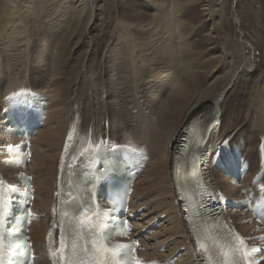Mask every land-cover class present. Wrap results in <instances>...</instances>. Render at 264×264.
I'll return each instance as SVG.
<instances>
[{
	"label": "bare ground",
	"instance_id": "bare-ground-1",
	"mask_svg": "<svg viewBox=\"0 0 264 264\" xmlns=\"http://www.w3.org/2000/svg\"><path fill=\"white\" fill-rule=\"evenodd\" d=\"M237 1L243 4L240 10L234 9L233 0H4L0 3V144L8 125L2 114L5 95L33 88L48 101L47 118L40 133L26 130L28 136L37 135L34 156L28 166L34 178V208L41 215L30 227L38 254L35 264L50 262L44 256V236L56 190V163L75 118L79 119L78 127L85 130L93 127L95 136L104 137L101 124L108 121L110 135L124 139L132 136L146 145L150 159L135 181L133 200L141 197L137 208H151L157 216L164 214L165 226L158 233L142 236L143 254L165 261L183 248L172 264L202 263L184 227L174 191L183 189L182 176L188 167L181 153L187 156L195 151L188 147L185 153L178 151L179 138L184 128L193 127V138L196 125L204 129L217 119L204 149L205 158L211 150L209 143L229 137L226 144L238 150L236 144L246 152L252 171L260 137L264 136V68H261L264 23L258 19L264 12L256 11L252 0ZM260 1L264 6V0ZM224 10L229 11L228 15ZM202 28L206 29L203 33ZM129 60L133 64L121 65ZM141 69L157 74L137 81ZM126 72L124 76L113 77ZM6 75L18 83L13 87L7 84ZM110 78L114 83L107 85ZM118 82L131 83L119 91ZM159 83V92L154 94L149 90V86ZM19 108L26 112L22 104ZM201 156L197 158L196 154L189 166L203 163ZM223 159L218 163L224 164ZM105 165L110 168L113 162L107 160ZM0 166L12 169L2 155ZM178 172L182 183L174 187L173 176ZM209 174L214 189L225 191L229 197L236 192L217 170ZM113 177L115 185H122V177L118 174ZM198 177L201 174L192 173V185ZM207 197L194 199L184 195V207L194 215L193 207H203ZM229 215L233 220L238 217L235 213ZM209 220L204 217L202 225H193L197 241L201 240V232L206 234ZM146 228L147 221L138 219L133 224L134 235ZM240 229L247 232L250 227L242 225ZM206 247L211 256L218 252L210 240ZM77 257L83 259L81 250Z\"/></svg>",
	"mask_w": 264,
	"mask_h": 264
},
{
	"label": "snow or ice",
	"instance_id": "snow-or-ice-1",
	"mask_svg": "<svg viewBox=\"0 0 264 264\" xmlns=\"http://www.w3.org/2000/svg\"><path fill=\"white\" fill-rule=\"evenodd\" d=\"M21 143H24V142H21ZM226 143H227V141H225V144ZM10 147H13V146H10ZM14 147L19 149L21 147V145L17 144ZM207 195L209 197H211L212 194L211 193H207ZM217 199L222 200V199H224V197L220 196ZM109 202H110V204L112 206L109 208L108 212L105 213L104 215L107 217V219H109L111 221H114V220L117 219V216H116L117 207H116V205L114 204L113 201L110 200ZM122 206H123V204L121 202L120 207H122ZM90 211H91V208L87 207L86 205L83 206V210L80 212L79 217L76 218L77 219V227H84L86 222H90L93 219L92 217H90L88 215V213ZM253 211H255V209H253ZM28 215H31V213L29 212ZM95 219H96L97 222H100L102 220V217L96 216ZM61 228L63 229V225H61ZM116 229L118 230V234L126 233L128 231L127 221L120 219V223L116 226ZM236 238L240 239L239 237H236ZM60 240H61V244H63V240H64L63 232L61 234ZM135 243L136 242L133 241L132 244H129V245H118L117 247L118 248H122V249L123 248H130V247H133V245ZM93 244H95V241H93ZM240 244L243 245V241L242 240L240 241ZM217 245H218V247H220L221 254L225 258L224 264H236V260L233 258V255H232L234 253H240V255L243 256V258H244L245 264H264V258H262L261 261H259V262L255 261L254 258L249 255V252L245 251L243 247L234 248L232 250V254H230V251L225 249L222 245H219L218 242H217ZM201 247L203 248V245H201ZM57 251L58 252L62 251V249H58ZM99 251H100V249H97V253H99ZM250 251L252 253H256V252L259 251V249H251ZM52 255H55V253H52ZM0 264H3L2 260H0ZM135 264H141V261L136 259L135 260Z\"/></svg>",
	"mask_w": 264,
	"mask_h": 264
},
{
	"label": "rangeland",
	"instance_id": "rangeland-1",
	"mask_svg": "<svg viewBox=\"0 0 264 264\" xmlns=\"http://www.w3.org/2000/svg\"><path fill=\"white\" fill-rule=\"evenodd\" d=\"M0 3H4V0H0ZM252 5L254 6V9L256 11H262L264 12V6L261 4V1L260 0H252ZM233 7L235 10H240L243 8V4L242 3H239L238 4V1L237 0H233ZM225 10H227V6H225L224 8ZM224 10V13L227 12V15H228V12L229 11H225ZM226 14V13H225ZM224 17H226L225 15H223ZM218 18L220 19L221 17L218 16ZM259 21L263 24L264 23V15H260V18H258ZM263 20V21H262ZM47 29H48V25H47ZM206 29L205 28H202V33L205 32ZM193 37V36H192ZM191 37V38H192ZM261 68H264V65L261 67ZM9 73V71H7V74ZM5 80H6V83L7 84H11V86L13 87L14 85H16L18 82L16 79L14 78H9L7 75L4 77ZM161 83V82H160ZM160 83L158 85H152V90L154 92H159V86H160ZM158 90V91H157ZM151 234H154V233H149V235ZM147 235V234H146Z\"/></svg>",
	"mask_w": 264,
	"mask_h": 264
},
{
	"label": "flooded vegetation",
	"instance_id": "flooded-vegetation-1",
	"mask_svg": "<svg viewBox=\"0 0 264 264\" xmlns=\"http://www.w3.org/2000/svg\"><path fill=\"white\" fill-rule=\"evenodd\" d=\"M127 63H130V64H133V62H132V60H129V61H125V62H123L121 65H125V64H127ZM141 73H144V75L143 76H140L139 77V75L141 74ZM141 73L138 75V77L136 78L137 79V81H142L145 77H147V76H152V75H155V74H157V73H154L153 72V70H142L141 69ZM126 74H128V72H126V73H121V74H118V75H113V77L114 78H117V77H119V76H124V75H126ZM114 83V80L112 79V78H110L109 79V81H108V83H107V85H112ZM131 82H129L128 84H126V83H122V82H118V85H119V91H123L124 89H127V87L129 86V84H130ZM95 99H96V97H95ZM95 99H94V101H95ZM93 101V102H94ZM93 110H94V104H93V109H92V113H93ZM156 124H157V121H156ZM155 124V125H156ZM154 131H155V129H154ZM153 137H154V132H153Z\"/></svg>",
	"mask_w": 264,
	"mask_h": 264
}]
</instances>
